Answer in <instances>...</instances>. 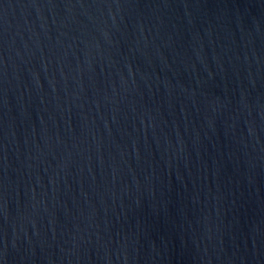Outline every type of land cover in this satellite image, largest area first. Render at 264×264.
Instances as JSON below:
<instances>
[{"label":"water","instance_id":"obj_1","mask_svg":"<svg viewBox=\"0 0 264 264\" xmlns=\"http://www.w3.org/2000/svg\"><path fill=\"white\" fill-rule=\"evenodd\" d=\"M0 264H264V0H0Z\"/></svg>","mask_w":264,"mask_h":264}]
</instances>
